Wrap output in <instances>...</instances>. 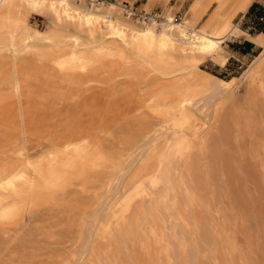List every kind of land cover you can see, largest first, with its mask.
Here are the masks:
<instances>
[{
  "label": "rangeland",
  "instance_id": "1",
  "mask_svg": "<svg viewBox=\"0 0 264 264\" xmlns=\"http://www.w3.org/2000/svg\"><path fill=\"white\" fill-rule=\"evenodd\" d=\"M191 1L109 0L157 20L179 13L177 22L184 20ZM262 12L264 0H253L234 17L243 32L223 43L221 53L229 62L207 56L164 64L178 68L172 82L128 59L103 61L92 84L88 72L59 71L38 60L36 51L28 64L20 61L16 70L25 88L15 97L11 127L0 105V168L11 166L25 176L2 195L12 212L4 217L0 209V264H264V81H253L254 71L243 78L255 56L264 54V46L243 34L264 32L253 29ZM3 14L0 43L15 29L13 19ZM25 15L31 27L48 30L47 14L26 10ZM124 68L142 74L141 87L154 94L135 113H123L133 82ZM201 70L233 82L224 86L226 96L214 97L212 106L199 113L203 121L182 120L168 104L186 93L194 101L205 97L203 87L188 76ZM168 82L171 98L165 101L158 92ZM6 84L2 65L0 97L7 93ZM19 104L25 116L19 115ZM145 126L164 134L135 161L139 144L134 138ZM82 136L90 137L89 146L79 143L83 152L66 151L65 141Z\"/></svg>",
  "mask_w": 264,
  "mask_h": 264
},
{
  "label": "bare ground",
  "instance_id": "2",
  "mask_svg": "<svg viewBox=\"0 0 264 264\" xmlns=\"http://www.w3.org/2000/svg\"><path fill=\"white\" fill-rule=\"evenodd\" d=\"M252 2L253 0H193L192 4L187 10L185 18L183 17L184 20L182 22H177L175 17H173L171 13L167 14L163 19L160 20L150 17V19L148 20L150 22H148L144 19L141 20L140 17H138L136 19L137 21H135L133 18L137 16H133V10L131 11L125 9L117 3L109 2V0H0V12H4L1 17L6 20L13 19V23L15 26L14 31H12L10 35V38L5 42L0 43V58L3 59H0V66L3 65V67H5V76L7 80L6 85L8 88L6 95L4 97H0V105L4 107L7 113L6 116L8 127H11L14 119V112L16 110L15 97L18 94H21L23 89L25 88L24 81L19 76L16 70V66L18 65V63H20V61H22V63L24 64H28L30 62V55L34 51H36L35 53H37L36 55L38 60L52 63L59 71L67 69H79L81 71L88 72L89 74L87 76V82L91 84L98 80V77H96V70L101 67L102 62H111L116 59H128L132 61L134 60L137 63H145L149 68L162 75L166 80H171L176 76L178 68H165L163 67L164 64H171L172 62L177 60L200 62L207 56L220 57L222 59V62L225 63L227 58L221 53V51L223 50V43L232 36L239 37L243 32H241L240 28H238V26L233 23V19L238 13H245ZM130 7L131 6H129V8ZM26 10L47 14L49 19L48 30L41 31L37 28L31 27L28 24V20L25 15ZM207 13L208 15L205 21L203 22L201 27L198 28V23ZM141 14L144 15L143 13ZM19 34H21L22 36L20 39H17V36ZM243 34L247 35L256 43L264 46L263 33H256L254 36L250 33ZM39 43H44L49 48L53 47V49H41L38 46ZM60 50H62V53L59 52ZM129 65L125 64V66ZM183 68L184 67H182L181 69L184 71L185 69ZM124 69V75L128 77L127 79H131L133 82L129 85L131 94L128 98V104L126 103L127 106L125 105L124 112H122L126 114L129 112L135 113L140 110V108H142L140 107V103L145 98L147 100L151 99L154 94L149 95L150 92L145 93L144 88L141 87L140 84L142 82L140 81L142 80V74L133 71L135 69ZM202 70V73L190 71L188 72V76L190 78V82L191 79H194L199 83V86L201 85L203 87V91L204 93H206L205 97L199 99L198 101H194L193 96L186 93L181 97H179L180 95H178V98L173 101V104H168L171 109L179 111L178 113L180 114V118L182 120L193 119L196 121H203L200 118L199 113L202 112V110L212 106L214 97L218 95L226 96L227 91L224 89V86H228L233 82V79L231 81H227ZM252 71L255 72V78L252 79L253 81H256V83L258 84L259 82L261 83L262 81H264L263 53L255 56L254 62L251 64L250 69L245 71L243 78L250 74V72ZM50 73H52V71ZM101 76L104 75L102 74ZM174 80L175 79H173V81ZM87 82L85 84H87ZM184 86H186V84ZM194 87H192V89H194ZM169 88V82L163 84L160 89L158 88L160 90L158 93L163 95L165 101L169 98ZM43 98L46 97L43 96ZM156 99H154V103ZM199 101H202L201 105H198ZM120 106L122 107V105ZM18 108L20 111L19 115L25 116L23 104H19ZM89 109H91V107ZM98 109L99 108H97V110H94V114L96 116L100 115V110ZM135 121L137 122V118ZM138 121H140L139 118ZM145 121L147 120L145 119ZM137 123L138 125L141 124V122ZM140 132L141 134H137L134 138V142L139 144L138 147H136L137 154L133 158V160L135 161L140 160L141 157H143L147 153L150 145L154 141H157L164 134L163 129L151 128L150 126H145V128H143ZM88 138L90 137L82 136L76 139H69L65 141L64 146L67 148L66 151L73 150L77 152H83L84 145L88 144L89 146V142H87L89 141ZM94 141L96 140L94 139L93 142ZM8 142L9 144L11 143L10 136ZM82 142H84L85 144L83 146H80L79 143ZM93 144L94 143H92V145ZM89 149L91 148L89 147ZM61 150L65 151V149ZM96 159L97 158H95V160ZM89 163H91V161ZM131 165H129L127 169L130 168ZM124 170H126V168ZM31 173L32 172H30V174ZM126 174H128L127 171ZM24 176V172H16L14 171V169H12L11 166H7L4 169L0 168V209L2 211V216L9 217L12 212V209L10 207H4V205L2 204L3 193L12 192L17 187L19 181L24 178ZM156 180L158 179L156 178ZM98 213L99 212H96L95 214ZM93 214L94 213H92V215ZM11 255L12 254H10V256ZM9 263L11 262L9 261Z\"/></svg>",
  "mask_w": 264,
  "mask_h": 264
},
{
  "label": "built area",
  "instance_id": "3",
  "mask_svg": "<svg viewBox=\"0 0 264 264\" xmlns=\"http://www.w3.org/2000/svg\"><path fill=\"white\" fill-rule=\"evenodd\" d=\"M125 6H126V8H129V6L127 4ZM130 9L134 10L133 16L140 17L141 19H144V20H149L151 17L150 13L142 15L141 14L142 12H139L137 8L130 7ZM175 19H176V21L181 19V14L178 13L177 16H175ZM253 24H254L253 29L255 30V32H258L259 30L264 29V12L258 14L255 17Z\"/></svg>",
  "mask_w": 264,
  "mask_h": 264
},
{
  "label": "crops",
  "instance_id": "4",
  "mask_svg": "<svg viewBox=\"0 0 264 264\" xmlns=\"http://www.w3.org/2000/svg\"><path fill=\"white\" fill-rule=\"evenodd\" d=\"M192 2H193V0L191 1V3H190V5L192 4ZM149 5H151L152 3H148ZM189 5V6H190ZM261 33H263L264 34V32H261ZM260 47V46H259ZM228 61V60H227ZM229 62V61H228ZM227 64V63H226Z\"/></svg>",
  "mask_w": 264,
  "mask_h": 264
}]
</instances>
